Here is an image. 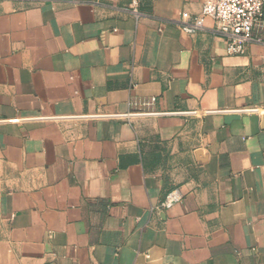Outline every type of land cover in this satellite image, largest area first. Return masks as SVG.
<instances>
[{
	"label": "crops",
	"instance_id": "0c3cea01",
	"mask_svg": "<svg viewBox=\"0 0 264 264\" xmlns=\"http://www.w3.org/2000/svg\"><path fill=\"white\" fill-rule=\"evenodd\" d=\"M131 3L0 0V264H264V19Z\"/></svg>",
	"mask_w": 264,
	"mask_h": 264
},
{
	"label": "built area",
	"instance_id": "2783aa9c",
	"mask_svg": "<svg viewBox=\"0 0 264 264\" xmlns=\"http://www.w3.org/2000/svg\"><path fill=\"white\" fill-rule=\"evenodd\" d=\"M136 8L137 0H132L131 12L138 17ZM207 19L215 22L214 32L223 38L228 55L243 56L255 42V27L264 19V0H204L199 15L192 16L184 12L178 23L184 33L194 35L205 29ZM156 101V98H152L145 105H154ZM181 199L182 195L178 190L172 191L166 196L162 206L169 209Z\"/></svg>",
	"mask_w": 264,
	"mask_h": 264
}]
</instances>
